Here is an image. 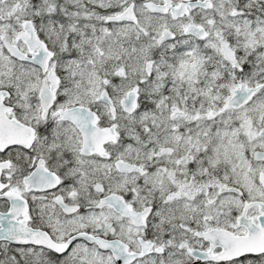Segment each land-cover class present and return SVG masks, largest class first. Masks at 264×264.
Listing matches in <instances>:
<instances>
[{
  "label": "snow or ice",
  "instance_id": "6c2138e0",
  "mask_svg": "<svg viewBox=\"0 0 264 264\" xmlns=\"http://www.w3.org/2000/svg\"><path fill=\"white\" fill-rule=\"evenodd\" d=\"M0 264H264V0H0Z\"/></svg>",
  "mask_w": 264,
  "mask_h": 264
}]
</instances>
